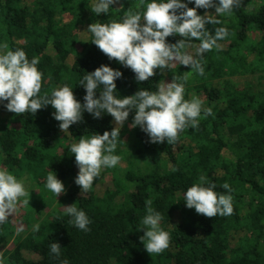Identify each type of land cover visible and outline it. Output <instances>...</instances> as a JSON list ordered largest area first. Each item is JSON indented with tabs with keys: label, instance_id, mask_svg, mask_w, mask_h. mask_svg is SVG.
<instances>
[{
	"label": "trees",
	"instance_id": "obj_1",
	"mask_svg": "<svg viewBox=\"0 0 264 264\" xmlns=\"http://www.w3.org/2000/svg\"><path fill=\"white\" fill-rule=\"evenodd\" d=\"M95 2L0 0V45L6 42L9 50L23 49L30 61L39 57L41 95L67 85L84 104L86 89L80 81L101 65L122 72L116 80L119 98L140 89L156 91L159 84L191 71L190 66L176 63L138 82L130 68L110 60L92 43L87 29L95 22H122L128 8L136 10L139 0H118L110 13L99 16L90 9ZM181 2L195 7L194 0ZM197 12L215 14V8ZM218 19L220 25L208 23L206 28L213 34L215 27L229 29L230 35L218 41L222 50L204 54L203 76L193 73L187 82L179 81L184 83L185 99L200 98L214 115L201 119L198 129H185L178 142L169 145L166 140L152 143L141 127H129L134 122L133 109L113 153L120 162L103 168L87 193L75 183L79 168L71 145L85 135L112 131L114 118L106 113L94 118L84 111L82 121L65 133L51 105L35 115H17L7 110L8 101L0 102V170L14 173L22 182L23 174L30 173L27 184L32 185L26 190L30 203L24 205L21 198L17 211L0 224V264H61L63 260L69 264H264V0H242L231 15ZM181 39L173 35L166 42ZM198 45L199 41L190 40L187 51L200 59ZM241 78L249 82L241 84ZM100 94L97 89L96 98ZM50 171L66 189L58 197L46 188ZM202 174L216 184L218 193L229 194L222 185H230L231 216L207 218L186 206L185 192ZM44 196L50 198L48 207L55 199L63 207L76 204L89 217L90 231L68 223L72 217L66 212L55 213L49 228L48 220L38 217L47 208L42 205ZM147 199L163 217L161 228L170 234L169 247L153 256L140 239ZM35 225L38 232L33 231ZM21 227L23 231H18ZM54 242L61 245L59 259L50 254Z\"/></svg>",
	"mask_w": 264,
	"mask_h": 264
},
{
	"label": "clouds",
	"instance_id": "obj_2",
	"mask_svg": "<svg viewBox=\"0 0 264 264\" xmlns=\"http://www.w3.org/2000/svg\"><path fill=\"white\" fill-rule=\"evenodd\" d=\"M117 3L118 0H96L90 9L99 16L110 13L112 5ZM194 3L195 7L192 8L181 0H152L150 3L139 0L136 10L128 8L122 22L113 20L110 23L95 22L89 25L87 32L93 36L92 43L110 60L130 68L138 82L153 77L156 69L162 72L176 63L191 67V71L174 77L171 83L159 84L156 91L140 89L129 97H117L116 80L123 74L107 65L87 73L80 81V85L86 89L84 104L76 99L73 89L67 85L53 89L50 95L47 92L41 95L42 73L37 67L39 57L30 61L23 49L9 50L6 42L0 45V49L6 50L0 53V102L8 101L6 108L9 112L35 115L38 110L51 105L55 109L54 118L60 122L59 128L65 133L71 125L82 121L84 111L94 118H101L105 113L114 118L116 127L112 131H105L103 135H85L78 143L71 145L70 151L79 168L75 183L82 193L92 189L94 180L100 176L103 168H114L120 162V156L113 153L121 140V128L133 109L135 116L130 127H141L152 143H164L166 140L169 145L176 144L185 129H198L201 119L214 115L212 108L203 107L200 98L193 96L190 100L185 99L183 82H187L193 73L203 76L204 54L214 49L222 50L218 41L230 35L225 26L215 27L213 34L206 24L220 25L222 21L217 17L231 15L241 7L242 0H219L218 4L214 0H194ZM141 8L144 10L140 11ZM200 8H215V15L206 13L201 16L197 12ZM173 35L184 39L174 44L167 43L166 38ZM193 39L199 41L196 54L200 59L187 51ZM97 89L101 93L99 98H96ZM222 187L229 194L218 193L215 191L216 184L208 181L206 175H200L199 182L185 192L186 206L207 218L231 216L234 212L230 194L232 189L227 182ZM46 188L56 197L66 191L54 171L47 174ZM28 197L29 193L22 181L7 170H0V224H5L17 211L21 198H24L23 204L28 205ZM145 205L147 214L139 226L145 231L140 239L151 256L159 255L169 247L170 234L161 228L163 217L152 207V200H145ZM65 210L66 215L72 217L68 223L82 231H90L91 221L85 211L76 204L66 206ZM18 231H23V228ZM33 231L38 232L39 225H35ZM49 248L50 254L59 259L61 245L54 242ZM61 264L69 262L63 260Z\"/></svg>",
	"mask_w": 264,
	"mask_h": 264
},
{
	"label": "rangeland",
	"instance_id": "obj_3",
	"mask_svg": "<svg viewBox=\"0 0 264 264\" xmlns=\"http://www.w3.org/2000/svg\"><path fill=\"white\" fill-rule=\"evenodd\" d=\"M247 2V1H246ZM248 3V2H247ZM213 15H215V14H213ZM218 18V17H217ZM239 82H241V84H247L248 82H249V79L248 78H241V79H239ZM123 127H124V125H123ZM123 127L121 128V129H123ZM130 127V126H129ZM11 174H13L16 178H17V176L14 174V173H11ZM23 182H24V186H25V189L27 190V189H30V187L32 186V185H29V184H27V183H29L30 181H31V174L29 173H24L23 174ZM20 181H21V179H20ZM97 191L98 192H101L102 190H101V186L100 187H98L97 188ZM30 198V197H29ZM46 198V196H44L43 197V199H45ZM40 199V198H39ZM41 200V199H40ZM42 201V200H41ZM50 201V198H47V199H45L44 200V204H42V205H46V204H48V202ZM53 201H51V203H52ZM21 203V202H20ZM54 205H52L51 207H48L47 205H46V209L45 210H43L42 211V213H43V215L42 216H38V217H41L42 218V221H44L45 222V220H48L46 223H47V226L49 227V228H52L53 227V225H52V216L53 215H55V213H64V212H66V210H65V207L66 206H62V205H60V200L59 199H55L54 200ZM31 207H34V205H32ZM35 207H37V206H35ZM55 209V210H54ZM48 214H50V216H49V219H46V218H43V217H46ZM28 257H31V258H35V255H33V254H29L28 255Z\"/></svg>",
	"mask_w": 264,
	"mask_h": 264
}]
</instances>
